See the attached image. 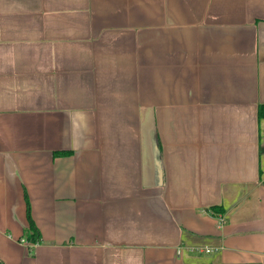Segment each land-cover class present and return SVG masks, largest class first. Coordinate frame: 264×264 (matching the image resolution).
Listing matches in <instances>:
<instances>
[{
    "label": "crops",
    "instance_id": "0c3cea01",
    "mask_svg": "<svg viewBox=\"0 0 264 264\" xmlns=\"http://www.w3.org/2000/svg\"><path fill=\"white\" fill-rule=\"evenodd\" d=\"M263 105L264 0H0V264H264Z\"/></svg>",
    "mask_w": 264,
    "mask_h": 264
},
{
    "label": "trees",
    "instance_id": "16d2710c",
    "mask_svg": "<svg viewBox=\"0 0 264 264\" xmlns=\"http://www.w3.org/2000/svg\"><path fill=\"white\" fill-rule=\"evenodd\" d=\"M259 117L264 118V105L260 106L259 108ZM59 155H66V154L61 153ZM26 203H27V218L29 221V227L25 231V238L29 243L39 244L42 242V234L33 220L31 204L27 194H26Z\"/></svg>",
    "mask_w": 264,
    "mask_h": 264
},
{
    "label": "built area",
    "instance_id": "2783aa9c",
    "mask_svg": "<svg viewBox=\"0 0 264 264\" xmlns=\"http://www.w3.org/2000/svg\"><path fill=\"white\" fill-rule=\"evenodd\" d=\"M219 221H220L221 224L225 223V219L223 217H220ZM206 252H211V250H206Z\"/></svg>",
    "mask_w": 264,
    "mask_h": 264
}]
</instances>
